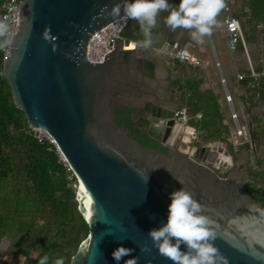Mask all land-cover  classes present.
<instances>
[{
	"label": "water",
	"instance_id": "water-1",
	"mask_svg": "<svg viewBox=\"0 0 264 264\" xmlns=\"http://www.w3.org/2000/svg\"><path fill=\"white\" fill-rule=\"evenodd\" d=\"M116 2L22 0L20 25L3 61L14 103L33 129L51 137L77 180L78 209L89 233L69 264H117L112 252L121 244L134 251L119 264L130 256H139V264H174L156 247L141 246L151 245L148 231L167 220L170 193L182 184L216 221L214 243L227 264H264V206L245 181L226 176L236 165L235 156L221 141L182 148L178 138L194 128L176 122L167 107L154 106L141 115L144 99L131 93L136 72L126 54L148 51V74L155 75L153 59L166 54L174 60L169 50L193 41L190 30L155 34L152 46L136 42L133 49L132 39L123 34L104 61L88 59L94 32L123 15L112 14ZM175 94L173 86L178 107ZM120 107L133 108L138 126L162 147L142 143L125 123H117Z\"/></svg>",
	"mask_w": 264,
	"mask_h": 264
},
{
	"label": "trees",
	"instance_id": "trees-1",
	"mask_svg": "<svg viewBox=\"0 0 264 264\" xmlns=\"http://www.w3.org/2000/svg\"><path fill=\"white\" fill-rule=\"evenodd\" d=\"M5 1L0 0V19ZM241 3L234 14L241 22L246 43L251 45L264 35V0ZM225 12L222 9L217 18L222 15L223 19ZM260 23L262 28H258ZM7 48L0 46V250L11 251L13 257L5 263L0 253V264H38L45 253L53 259L62 255L69 264L89 233V225L78 209L77 180L55 143L40 137L14 103L3 72ZM240 51H244L242 43ZM239 68L247 71L245 66ZM171 69L176 96L180 106L187 109L188 125L195 128L198 143L221 141L237 157L229 114L205 69L188 68L177 58L171 62ZM237 81L244 89L239 97L250 115L249 132L264 135V121L255 110L264 104V77L246 76ZM117 112L122 116L117 123L125 122L134 130V109L120 107ZM140 141L149 145L143 138ZM247 178L248 190L264 206V169L250 168Z\"/></svg>",
	"mask_w": 264,
	"mask_h": 264
},
{
	"label": "clouds",
	"instance_id": "clouds-1",
	"mask_svg": "<svg viewBox=\"0 0 264 264\" xmlns=\"http://www.w3.org/2000/svg\"><path fill=\"white\" fill-rule=\"evenodd\" d=\"M225 6L226 0H179L178 4L170 0H118L112 14L119 16L122 13L126 18L138 21L144 36L138 44L147 48L154 44L153 29L158 25L161 10H167L165 22L172 30L188 29L192 38L200 40L213 32L217 16ZM0 37H3L0 46L11 43L12 26L7 17L0 19ZM170 196L167 220L148 231L152 243L142 245V250L156 247L174 264H227V258L214 243L218 225L207 214L206 205L183 184ZM133 251L121 244L113 250L112 256L119 264ZM50 261L51 264H65V257L59 255L53 259L51 254L45 253L38 264H49ZM139 261V256H130L124 264H139Z\"/></svg>",
	"mask_w": 264,
	"mask_h": 264
},
{
	"label": "built area",
	"instance_id": "built-area-1",
	"mask_svg": "<svg viewBox=\"0 0 264 264\" xmlns=\"http://www.w3.org/2000/svg\"><path fill=\"white\" fill-rule=\"evenodd\" d=\"M21 2L22 0H6L3 3L1 19L5 17L9 19V22L12 26V36L16 33L20 25L19 9ZM225 9L228 11L230 8L226 7ZM128 22L129 18H126L124 15H122L120 17L114 18L110 23L96 30L87 44L88 59L92 62L104 61L108 53L113 50L115 39L123 38L124 29L126 28ZM258 27H260V24H258ZM219 30L227 38V46L232 54H236L239 51L240 43L243 44V48L247 56V71H239L237 73V78L242 79L246 76H250L254 79H258L260 77H264V66L261 69H258L250 57L241 22L238 17L233 13H226L221 21V24L219 25ZM195 45L196 44L194 42H187L183 45L174 44V46L169 50L168 53L173 59H179L189 68L203 67V59L200 55L192 50ZM216 62L218 67L220 68V61L218 58L216 59ZM220 76V79L225 88V101L229 106V117L234 121L236 125V134L242 135L244 133V128L239 123V114L234 107L233 96L230 93L227 85V78L222 72ZM198 116H201V114H198ZM174 117L176 119V122H178L179 124H188L189 115L185 107H176L174 109ZM47 138L52 141L51 137L48 134ZM254 168L258 167L256 166Z\"/></svg>",
	"mask_w": 264,
	"mask_h": 264
},
{
	"label": "flooded vegetation",
	"instance_id": "flooded-vegetation-1",
	"mask_svg": "<svg viewBox=\"0 0 264 264\" xmlns=\"http://www.w3.org/2000/svg\"><path fill=\"white\" fill-rule=\"evenodd\" d=\"M170 2L174 4H178L179 0H170ZM167 15H168L167 10H161V13L158 17V25L153 29L154 35L159 33H165L166 31H172V29L165 22V17ZM124 34L128 35L133 41H135V43L136 42L138 43L139 40L144 39L143 33L140 28V24L136 20L133 21L129 20L124 30ZM135 54L136 55L132 57L131 54L127 53L126 62L127 63L132 62L131 68H133L136 72V75L134 76L135 82H132V86H131L132 89L131 93L133 94L132 96L144 99L140 107L141 115L144 116L147 115V112L153 109L154 106L157 107L158 109L161 107H167L170 108L171 110H174L176 108L175 107L176 102L173 96L174 85L172 82V78H173L172 70H171V74L169 72V68L171 69V62L173 60L169 61L168 60L169 56L166 54H159V56L154 58L153 61L151 62V64L154 65L153 68L151 67V70L155 73V75H150L148 74V68H150V65L147 64L148 60L146 59V54H149V52L144 51L143 49H138ZM170 81L172 82V84H169ZM160 97H162V99H160ZM127 108H131V107H127ZM150 114L151 113L149 112V116H148L149 118H150ZM120 117L122 116L120 115ZM135 117L136 116L134 115L133 112L131 118H132L134 130H132L130 126H128L125 122H123L129 127L132 135L135 138H138L139 140L141 138L145 139L146 141L149 142V146H152L154 148L162 147L160 142L156 138L148 134L147 130L142 129L140 126H138V124L135 121ZM146 123L149 122L146 121ZM188 132L190 131H186L178 138L179 139L178 144L180 146L181 144H184L188 148H190V146H193L194 144L200 145L198 143L199 137L195 128L192 132L190 133ZM190 142L191 145L189 144ZM215 171L220 176L225 175V172L222 171L221 169H215ZM230 173L226 174V176L231 177ZM246 186L248 188V184H246Z\"/></svg>",
	"mask_w": 264,
	"mask_h": 264
},
{
	"label": "rangeland",
	"instance_id": "rangeland-1",
	"mask_svg": "<svg viewBox=\"0 0 264 264\" xmlns=\"http://www.w3.org/2000/svg\"><path fill=\"white\" fill-rule=\"evenodd\" d=\"M233 9L234 8L232 6H230V9L228 11L225 9V11H226L225 14L226 13H232ZM221 17H222V15L217 18V23L213 26V32L211 34L205 35L200 40H196V47L194 48V50L198 55L204 56V58L206 60V62H204V63H207L204 65V67L207 69V75L214 77L216 79L215 84H213V86L215 87L217 85V89H218L217 92L219 93L220 98L222 100H224L225 88H224V85H223V83L220 79V76H219V67H218L217 62H216V57H218V59L220 60V63L222 64V71L225 74V77L227 78L228 89L233 96L234 105H235V108L239 114V123H240V125L243 126L244 131H245V136H246L247 133L249 132V124L248 123L250 120V115L247 112V110L240 111L241 103H240L239 99L237 98V93H236L237 85L235 83L236 74H237L238 69L236 66V62H235L234 58L232 57L231 52L227 48H225L221 43L222 33L219 30V25L221 24V21H222ZM259 48L261 49L260 52L262 53V48L261 47H259ZM249 51H250V48H249ZM239 53H241V52H239ZM250 54H251V52H250ZM224 104H225L224 106L226 107L227 112L230 116L229 106L226 102H224ZM255 110L260 113L261 118L264 121V104L257 107ZM228 120L230 123L231 133L234 132L235 135H237L236 134V125H235L234 121L230 117ZM37 131H38L40 137H42V136L47 137V134L45 132H42L39 130H37ZM256 135L262 136L259 133L254 134V136H256ZM189 144L191 145V142ZM184 146H185L184 144H181L182 148H186V146L185 147ZM237 165H238L237 167L240 166L239 167L240 171H238L237 174H235V175L237 178H239L238 180L245 181V179H247V174L245 173V170H243V168H242V161H240V163H237ZM241 168H242V170H241ZM233 173H235V172H233ZM0 253L2 254V261L3 262L9 263V261H11V259L13 257L11 251H7V250L3 251V249H1ZM23 259H24V257L22 256L20 263L22 262Z\"/></svg>",
	"mask_w": 264,
	"mask_h": 264
},
{
	"label": "crops",
	"instance_id": "crops-1",
	"mask_svg": "<svg viewBox=\"0 0 264 264\" xmlns=\"http://www.w3.org/2000/svg\"><path fill=\"white\" fill-rule=\"evenodd\" d=\"M241 5H242L241 0H226L225 8L226 7L230 8V6H232L234 8L232 10V13L234 14V12H236V11H238L240 9ZM234 15H236V14H234ZM262 27L263 26L260 23V27H258V28H262ZM226 40H227V38L222 34L221 43H222V45L225 48H227L229 50ZM187 42H194L196 44V39H194L193 41H187ZM195 47H196V45H195ZM259 47L262 48V53L260 52L261 49ZM194 48L192 49L193 51H195ZM247 48H248V51H249V48H250L249 54L251 52L250 57H251L253 63L256 66L261 65L263 67L264 66V54H263L264 53V35L260 36V38H259L257 43H254V44H251V45L247 44ZM240 52L241 53H239V51H238L236 54H232L231 53L232 57L234 58V60L236 62V66H237V69H238L237 73L240 71L239 67L245 66L247 68V64H248L247 63L246 52L245 51H240ZM201 58L204 60L203 63L206 62L204 56H201ZM217 58L218 57H216V59ZM205 64H207V63H204L202 68H204L206 73H207V69L204 67ZM221 72L223 73L222 64L220 63L219 76L221 75ZM209 77H210V80H211V84L212 85L215 84L216 79L214 77H211V76H209ZM237 80H238V78H237V74H236V81H235V83L237 85L236 93H237V98L239 99V101L241 103L240 111L247 110V106L245 105V103L239 97V95L243 93L244 89L238 83ZM214 89L216 91H218L217 85L214 87ZM222 102H223V104H224V102H226L225 101V92H224V100H222ZM233 103H234V101H233ZM234 107H235V105H234ZM261 135L262 136H259V135L254 136V134H251V133L248 132L247 135L245 136V131H244V133L242 135H235V133L232 132V140H233V143L235 144L236 149H237V145H238V156L237 157L233 153L229 152L227 147H226V151L228 153H230L231 155L235 156V158H236V161H235L236 165L233 166V170L230 173V176H231L232 179H236V180L239 179V178L236 177L235 174H237V172L240 171L239 170L240 166L237 167L239 165V164L237 165V163H240V161H242V168H243V170H245V173L247 174V177H248V173L250 172V168H254V167L257 166L258 168L264 169V136H263V134H261ZM242 168H241V170H242ZM233 172H235V173H233ZM245 182H246V184H248V178L245 179Z\"/></svg>",
	"mask_w": 264,
	"mask_h": 264
},
{
	"label": "bare ground",
	"instance_id": "bare-ground-1",
	"mask_svg": "<svg viewBox=\"0 0 264 264\" xmlns=\"http://www.w3.org/2000/svg\"><path fill=\"white\" fill-rule=\"evenodd\" d=\"M135 41H131V45H130V49H133L134 47H135ZM160 74V73H159ZM169 75V74H168ZM167 78H169V77H167ZM165 81V80H164ZM170 84V83H169ZM168 88V87H167ZM166 90V89H165ZM166 96V95H165ZM43 132V131H42ZM192 132V131H191ZM188 133H190V132H188Z\"/></svg>",
	"mask_w": 264,
	"mask_h": 264
}]
</instances>
